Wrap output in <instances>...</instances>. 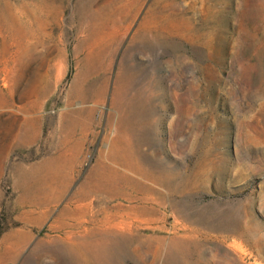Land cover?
<instances>
[{
  "label": "rangeland",
  "instance_id": "obj_1",
  "mask_svg": "<svg viewBox=\"0 0 264 264\" xmlns=\"http://www.w3.org/2000/svg\"><path fill=\"white\" fill-rule=\"evenodd\" d=\"M0 10V264H264V0Z\"/></svg>",
  "mask_w": 264,
  "mask_h": 264
},
{
  "label": "bare ground",
  "instance_id": "obj_2",
  "mask_svg": "<svg viewBox=\"0 0 264 264\" xmlns=\"http://www.w3.org/2000/svg\"><path fill=\"white\" fill-rule=\"evenodd\" d=\"M20 14H18V18L14 15L12 10L2 12L0 10V36H3V32L7 31L8 29L13 30L16 28L18 24L17 21H20L21 18ZM4 37V36H3ZM5 40L2 39L0 42V109L7 108L11 116H15L14 120H20L24 113H23V106L22 105H15L10 98V91H12L14 82L16 81L14 78V64H17L19 60V56L14 54H10L6 51V46H4ZM22 116V117H20ZM20 117V119L18 118Z\"/></svg>",
  "mask_w": 264,
  "mask_h": 264
}]
</instances>
